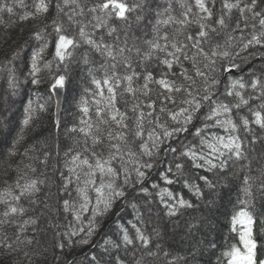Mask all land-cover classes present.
Returning <instances> with one entry per match:
<instances>
[{
    "label": "trees",
    "instance_id": "16d2710c",
    "mask_svg": "<svg viewBox=\"0 0 264 264\" xmlns=\"http://www.w3.org/2000/svg\"><path fill=\"white\" fill-rule=\"evenodd\" d=\"M101 2L102 0H79L85 14L83 17L74 18L87 24L93 15L87 9ZM186 2L194 5V0ZM250 2L251 0H242L241 6ZM39 3L40 0H0V6L7 4L12 8V12L0 10V196L9 191L14 195L19 194L17 182L24 185L35 180L39 189L30 195L22 196L19 201L7 197L11 204L25 209L22 215L5 217L7 205L0 203V221H4L0 224V264H226V258L222 254L232 245H239L240 226H237V231L232 230V217L244 206L241 202L248 199L244 193L245 176L252 177L250 183L254 198L248 210L255 220L253 234L257 242L258 264L264 260V189L260 187L264 184V129L250 124L252 131H248L242 126L243 119L250 122L254 120L253 111L260 110L264 113V109H260V105L264 103V47H243V43L254 34L252 25H257L256 32L260 30L259 17L254 20L250 13L245 12L244 15L249 18L243 41L240 39V31L234 30L237 22L241 28L245 23L238 9H233L226 15L228 28L217 27L216 33L210 32L208 41L203 45L205 51L210 52L219 44L229 50L231 55L228 58L213 57L216 63L208 68L204 67L208 61L198 58V66L207 73L205 78L196 76L192 61L184 60L183 57V68L188 70L187 74L195 83L184 80L179 75L181 66L178 64H174L170 70V73L175 75L168 76L169 80L190 86L194 94L198 92L201 95L206 87L205 79L210 82L214 77L218 83L210 89L212 100L223 101L229 105L238 102L234 95H227V91L231 90L232 81L241 80L246 85L243 90L237 86L235 91H241L248 99V104L239 109L233 108L231 113L239 128L237 134L243 142L244 157L236 159L233 156L228 159L226 167L209 170L207 165L196 167V164L202 161H192L190 157L183 155L189 148L196 152L208 151L200 143L201 136L211 138L214 135H226L225 130L218 126H210L201 132V136L196 135L197 129H203L205 122L211 125L210 121L205 120L208 101L203 102L204 107L196 113L197 119L187 126L188 131L167 139L161 136L164 143L160 145L159 151L152 149L156 154L151 157L143 154L140 146L142 143H148L151 147L148 132L155 129L157 133H162L158 124H164L169 130L177 127L168 113L186 107L182 100L188 97L181 91L173 93L176 101L174 104L166 102L164 97L168 93L152 82L148 85V94L144 95L142 86L147 73H151L154 80H158L163 73L169 72L166 66L160 63L164 54L157 53L151 60H144L143 55L135 54V50L132 53L125 52V56L132 62V69L138 73L133 80V87L137 92L133 97L124 91L126 84L122 83L117 89L115 103L121 112L127 113L128 129L125 131L129 146L136 154L133 161L124 156V166L131 173V182L128 185L123 184L121 161H114L113 166L120 171L116 183L124 189L125 195L117 198L109 210L94 218L96 193L90 191L92 202L86 211H80V219L77 220L76 212L79 211L80 203L77 194L78 182L70 168L73 167L72 157L77 152L84 151L86 139L78 129L85 127L81 124L82 118L88 120L91 117L90 123H98L95 114L97 105L94 100L100 97L95 95L97 89L92 81L93 78L103 81L106 72L111 75L112 69L109 65L113 61L84 43L78 36L79 25H73L68 20V16L73 15V9L76 7L74 4L70 2L65 5L64 0H45L48 10L43 12L37 11ZM206 3L212 11V18L206 23L216 27V20L227 13L222 7L223 0H214V6L213 0H206ZM57 4L60 8H57ZM151 4V0H144V8L130 13L127 22L110 20L109 25L116 28L111 35L108 34L107 27L94 29L91 24L86 31L98 42L102 38L104 43L120 45L127 39L129 47L135 45L141 53L146 52L148 45L145 41L154 37L152 23L156 19L155 12H163L171 5L170 14L182 18L181 13L185 11L180 6L181 0H167L166 5L159 9L151 8ZM262 10L264 0H258L256 11ZM193 12H197L195 7ZM137 15H142L144 19L137 21ZM166 15L167 13L165 17ZM189 18L194 19L192 16ZM57 23L63 25L65 34L79 42V46L71 50V56L63 63L55 56L57 34L54 29ZM176 27L179 26H162V30L171 33ZM198 30V25L193 23L188 26L186 33L194 35ZM37 32L41 35L40 39L36 38ZM41 48L43 52L38 59L40 71L36 75L39 83H33V77L29 74L32 57ZM185 51L191 56L194 50ZM157 56L160 59H157ZM120 60L117 56L115 71L121 76L130 74L131 70L119 63ZM233 63L239 67H233L234 73H227ZM46 64L50 66L46 67ZM58 75L66 77L67 93L57 123L52 85L53 78ZM255 80H259L260 84L253 89L251 84ZM102 86L107 96V86ZM82 98L88 100L87 116L81 111ZM152 101H155L154 111L146 107ZM30 102L34 111L31 120L25 125L24 120L28 115L26 109ZM137 103L141 105L140 110L153 113L152 116L145 117L143 138L133 135L137 113L131 109ZM39 105L44 107L40 108ZM161 107L166 109L164 113L160 112ZM100 127L105 139L102 145L97 146L96 151L107 156V132L115 133L121 129L111 122ZM74 128L77 131H73ZM88 146L91 147L90 138ZM136 160L153 164L151 169H142L147 174L143 183L136 182V175L131 171ZM177 163L183 165L179 173L175 167ZM169 168L172 169L171 172L168 171ZM77 172L83 180L81 170L77 169ZM165 176L172 180L171 184L164 179ZM154 185L156 187H153ZM194 185L198 186L199 194L193 188ZM144 188L147 192L141 191ZM162 189L171 191L177 197H183L191 206L176 205L175 215H169L166 204L175 205L176 201L166 197L165 202H162L159 196ZM65 200L70 201L67 210L64 207ZM93 221L94 223L90 224ZM90 227L94 228L91 235L88 234ZM81 228L84 231H79ZM136 228L148 238L146 245L136 238ZM122 229L128 230L133 244L122 243ZM73 232L77 234L71 235ZM83 240H88V243H82ZM106 241H112L119 247H114ZM9 244L10 248L7 247ZM60 244L64 247L60 248ZM93 256L96 257L95 261Z\"/></svg>",
    "mask_w": 264,
    "mask_h": 264
},
{
    "label": "snow or ice",
    "instance_id": "6c2138e0",
    "mask_svg": "<svg viewBox=\"0 0 264 264\" xmlns=\"http://www.w3.org/2000/svg\"><path fill=\"white\" fill-rule=\"evenodd\" d=\"M74 4L76 7L73 9V15L68 16V20L73 25H79L78 36L83 40L84 43L92 46L96 51L101 52L102 55H106L110 60L113 61L109 67L112 69L111 75L105 73L103 81L97 80L93 78V83L96 85L97 92L96 96H99V99H95L94 103L97 105L96 107V117L98 118V123L93 124L90 123L91 117L88 120L81 119V124L85 125V127H80L78 131L84 135L86 138L84 141V151L77 152L72 157V165L70 171L75 174V179L78 182L77 186V194L80 198L79 203V211L76 212V219H80V211H86L88 209L89 204L92 202V198L89 195L90 191H94L96 193L95 204L96 209L93 211V217L96 215H102L104 212L109 210L113 204V202L117 198H121L125 195V191L122 187H120L116 180L120 177V171H118L114 166L113 162L116 160L121 161V168L123 170V184H130V171L127 167L124 166V156L126 155L129 158V161L135 160L136 154L133 152L132 148L129 146L128 135L125 130L128 129V124L126 123L128 117L126 112H121L118 107H116V95L117 89L121 86L122 83H125L124 91L131 94L135 97L137 89L133 87L134 77L138 76V73L132 69V62L129 57L125 56V52L132 53L135 50L136 55H143L144 60H151L154 55L157 53H163L164 58L160 60V63L166 66L169 72H165L162 74L161 78L158 80H154L151 73H147L145 75V82L142 86L143 94L147 95L149 88L148 85L150 82L158 84L163 90H165L168 95L164 97L166 102L175 103V99L173 93H179L181 91L185 92L187 99L182 100V104L186 105V107L179 108L178 111H170L168 114L172 121H174L177 127L169 130L164 124H158V127L162 129V133H157L155 129L148 132V141H151V147H149L148 143H142L140 146L143 149V154L148 155L149 157L156 154L159 151L160 145L164 143V139L161 138L163 136L165 139L171 138L181 132L188 131L187 126L193 122L194 119H197L196 113L200 112L201 108L204 107V101L209 102L208 112L205 117L206 121H210L209 123L205 122L203 129H197L196 135L201 136V132L208 129L210 126L212 127H220L225 130L226 135H214L211 138L206 136H201L200 143L201 145L207 148V152L201 151L196 152L189 148V150L183 155L191 158L192 161L200 160L202 163L196 164V167H203L205 165L208 166L209 170L215 168H224L227 166L228 159H231L233 156L236 159H242L245 155L243 142L240 136L237 134L239 131L237 123L232 119L231 113L233 108L239 109L242 105L248 104V99L244 97L241 91H235L237 86L239 89L243 90L246 85L241 80H234L230 85V89L227 91V95L235 96L238 100L237 103L233 105H229L223 101H213L212 94L210 93V89L212 85L218 83V81L213 77L209 82L208 79H205V85L203 94H199L198 92L194 94V91L190 86H185L181 84H177L173 80H169L168 76L170 74L175 75V73H170L174 64H178L181 66V72L179 75L183 77L184 80L191 81V83H195L192 80V77L189 76L188 70L183 68L181 63V57L184 60H191L193 64V68L195 70V75L201 78H205L207 73L202 71L198 66V58H202L205 61H208L204 65L205 68L211 67L215 65L216 60L213 57H223L228 58L231 53L226 48H222L221 45L217 44L214 48L209 51H205L204 44L208 41L210 32L216 33L217 27L220 29H225L229 27V24L226 22V15L230 14L233 9H238L241 18L245 21L244 27L241 28L239 22L236 23L234 30H239L241 33L240 39L243 41L245 39L243 33L244 30L248 27L247 20L248 16H245V12L251 14L252 19H258V24L260 30L258 32L255 31L257 25L253 24L252 29L253 33L250 39H247L245 43H243V47L247 49L252 45H259L264 47V10L256 11L258 0H251L250 3H244L241 6L242 0H235V2H229V0H223L222 7L227 10L225 15H221L216 20V27H213L211 24L206 23L212 18V11L209 8L206 0H194V5L188 4L186 0H181V7L185 9L184 12L181 13L182 18H177L170 14L171 5L168 8H165L163 12H155V22L149 21L152 23V31L154 33V37L151 40H146L145 43L148 45V50L146 52L141 53L139 48H136L135 45L132 47L128 46V40L124 39L120 45L115 44H107L104 43L102 38L98 42L93 39L91 34L86 31L89 24L92 25L94 29H100L107 27L108 34L111 35L116 31L114 26L109 25V21L112 19H116L119 21L127 22L128 15L130 13L135 12L137 9L144 8V0H102L101 3L95 4L94 6L87 9L88 12L92 13V20L87 24L82 20H76L75 16L83 17L85 14V9L79 3V0H64V4L68 5L69 3ZM214 6V0H213ZM193 7L197 9V12H193ZM57 8H60V5L57 4ZM78 9V11H77ZM0 10H6L8 12H12V8L4 4L0 6ZM48 6L45 3V0H40L37 11L47 12ZM63 11V9H61ZM99 13V14H97ZM165 13H167L165 17ZM203 14V15H201ZM192 16L194 19H190ZM26 18V17H25ZM144 17L142 15H137L136 20L141 21ZM92 21H95L93 24ZM195 23L198 25V31L193 35L192 33H186V29L189 25ZM163 28H169L171 26H179L175 28V31L168 32L163 31ZM54 31L57 34V39L55 43V56L58 58L59 62L63 63L67 58L71 56V50L75 47L79 46V42L72 36L65 34L63 29V25L61 23H57ZM183 36V39L180 37ZM36 38L40 39L41 35L39 32L36 33ZM229 39H235V37H229ZM186 49L194 50L192 55L189 56ZM43 52V48L40 51L34 53L32 57L31 70L30 75L33 77V83H39V80L36 79V75L39 73L40 68L38 66V59L41 57V53ZM117 56L121 58L119 63H122L127 69L131 70L130 74H125L121 76L119 73L115 71L117 67ZM157 59H160L157 56ZM87 62V61H85ZM46 67L50 65L46 64ZM232 67H239L235 63L232 64ZM54 83L52 85L53 90H58L60 88L65 87L66 77L64 75H58L54 77ZM260 84L259 80H255L251 87L253 89L257 88ZM102 85L107 86L108 95L105 96V88ZM197 95H199V99H197ZM264 96V93H262ZM81 111L87 116L89 113L88 100L82 98L81 102ZM101 105H103L101 107ZM40 108H43V105H39ZM149 109L155 110V101L150 102L146 105ZM141 109V105L139 103L134 104L132 107V111L137 113L134 123L135 130L133 132L134 137L143 138L144 136V120L146 116H152V111L145 113ZM260 109H264V103L260 105ZM33 108L31 102L29 103L26 112L28 113L26 119L24 120V124L27 125L32 117ZM166 109L164 107L160 108V112L164 113ZM254 120L249 121L248 119H243L242 126L248 130L252 131L250 124H254L258 126L260 129H264V113L260 110L253 111ZM107 115V118H105ZM157 121L159 118H156ZM109 122L116 125L117 128L121 129V131L113 133L112 131H108L106 134V139L108 140V155L104 156L103 152L98 153L96 148L98 145H102L104 143L105 136L102 133L101 125H107ZM151 123V121H150ZM73 131H77V129H73ZM88 138L91 139V147L88 146ZM152 149H155L156 152H153ZM171 151H175V149H170ZM84 153H89L90 155L85 156ZM46 162V161H45ZM153 164L151 162H140L138 160L135 161V164L132 168V172L136 175V182L143 183V180L146 178V172L142 169H151ZM177 173L181 171L183 168L182 164L177 163L175 165ZM77 169H80L83 173V180L81 179V174L77 172ZM169 172L172 171L171 168L168 169ZM97 176H99V182H97ZM164 179L171 184L172 180L165 176ZM206 180V178H204ZM71 178H69V181ZM252 177L245 176L244 178V193L248 199H245L241 203L244 205L237 211L232 217V230L237 231V226H240V230L238 231L239 236V245H232L227 251H225L222 255L226 258V264H258L257 260V242L254 238L253 234V225L255 223L254 217L252 213L248 210V206L252 202V198H254V194L252 191V184L250 181ZM17 188L20 189L19 194H13L11 191L6 192L3 196H0V203H4L7 205V209L4 212V216L8 217L10 215L15 214H23L25 209L20 206L13 205L9 202L7 197H11L12 200L19 201L22 196L26 194H32L35 191H38L37 181L33 180L24 185H20L17 182ZM153 187H156L155 185ZM261 189H264V184L260 185ZM196 193L199 194L198 186H193ZM141 191L147 192V189H141ZM159 196L162 202H165V198L167 197L169 200H175L176 204H166L169 208V215H175L176 213V205L181 207H190L191 204L186 201L183 197L175 196L171 191L167 189H162L159 192ZM70 201H64V207L67 210L69 208ZM102 206V207H101ZM4 221H0V224H3ZM94 223L90 222V224ZM135 228V225H133ZM79 231H84L83 228L79 229ZM94 231L93 227H90L88 230V234L91 235ZM123 237L122 243L124 245L133 244V239L129 236L127 229H122ZM136 238L143 242L145 245L148 243V238L140 231V229L136 228ZM76 232L71 233V235H76ZM82 243H88V240L81 241ZM106 243H111L114 247H119V245L115 244L112 241H106ZM7 247H11V245H7ZM60 248H63L64 245L60 244ZM92 259L95 261L96 257L93 256ZM122 264V262H121ZM259 264H264V260L259 261Z\"/></svg>",
    "mask_w": 264,
    "mask_h": 264
},
{
    "label": "water",
    "instance_id": "95a60500",
    "mask_svg": "<svg viewBox=\"0 0 264 264\" xmlns=\"http://www.w3.org/2000/svg\"><path fill=\"white\" fill-rule=\"evenodd\" d=\"M234 72L235 69L233 67L227 71V73H234ZM52 93L55 100V109H54L55 121L58 123L61 117L62 108L67 93V87L65 86L64 88H60L58 90H53L52 88Z\"/></svg>",
    "mask_w": 264,
    "mask_h": 264
},
{
    "label": "rangeland",
    "instance_id": "374dc122",
    "mask_svg": "<svg viewBox=\"0 0 264 264\" xmlns=\"http://www.w3.org/2000/svg\"><path fill=\"white\" fill-rule=\"evenodd\" d=\"M151 1H152V4L150 5L151 8L159 9L166 5L167 0H151Z\"/></svg>",
    "mask_w": 264,
    "mask_h": 264
}]
</instances>
